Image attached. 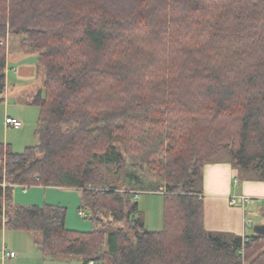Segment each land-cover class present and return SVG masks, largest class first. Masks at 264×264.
<instances>
[{"label": "trees", "instance_id": "16d2710c", "mask_svg": "<svg viewBox=\"0 0 264 264\" xmlns=\"http://www.w3.org/2000/svg\"><path fill=\"white\" fill-rule=\"evenodd\" d=\"M10 34L37 52L43 87L38 144L0 143V227L82 264H264V233L209 231L197 188L223 157L264 180V0H0V100ZM128 167L165 182L164 229L139 215L142 190L113 183ZM25 185L80 190L102 225L15 202Z\"/></svg>", "mask_w": 264, "mask_h": 264}, {"label": "rangeland", "instance_id": "374dc122", "mask_svg": "<svg viewBox=\"0 0 264 264\" xmlns=\"http://www.w3.org/2000/svg\"><path fill=\"white\" fill-rule=\"evenodd\" d=\"M21 36V35H20ZM8 38L3 42L9 51ZM21 36V50L18 59L22 62H31L37 64V69L31 68L33 75L26 78H19L13 73L9 80L13 94L4 100H0V143L10 145L15 152H23L28 146L38 144L37 128L40 117V107L31 102L32 97L43 87V74L41 77V64L38 62L37 52L30 48L23 47ZM13 61V58H11ZM30 64V63H28ZM17 64L13 63V66ZM32 65V64H31ZM7 117H18L21 124H8ZM226 160L229 158L224 157ZM223 160H217L214 163H220ZM230 161V160H229ZM244 175L245 171H241ZM257 175V172L249 173ZM113 183L120 189H138L142 190L135 199L139 206V215L145 220L146 226L150 230H162L165 227L164 210L166 204V195L161 192L165 189V182L160 175L153 174L151 171L138 170L128 167L126 171L112 176ZM241 177V176H237ZM241 181V179H240ZM205 185V176L198 179L199 190ZM160 191H157V190ZM14 201L19 204H40L54 203L61 204L68 208L67 226L69 229L78 231H90L95 224L89 217H84L80 211L86 210L82 207V192L73 187H43V186H16L10 191ZM136 194V193H135ZM252 210L249 209V212ZM254 220L253 215H249ZM264 223V216H262ZM226 238H230L226 236ZM41 240L40 233H34L23 230L7 229L0 227V264H82L81 259L76 256H58L49 258L45 256L37 243ZM14 250V258H4L5 251Z\"/></svg>", "mask_w": 264, "mask_h": 264}, {"label": "crops", "instance_id": "0c3cea01", "mask_svg": "<svg viewBox=\"0 0 264 264\" xmlns=\"http://www.w3.org/2000/svg\"><path fill=\"white\" fill-rule=\"evenodd\" d=\"M8 45L6 99L8 95L13 94V89L9 83L11 75L13 76V73H15L19 78H26L29 75H33L31 68L35 69L37 67L35 63L22 62L16 57L21 52L23 53V50L20 48V35L10 34ZM11 58H13V61H11ZM13 63L17 65L13 66ZM10 118L18 119V117ZM219 160L223 161L220 163H214L215 161L208 163L205 166L203 175L205 176V185L202 189L205 208V226L215 234H222L229 237L256 234L258 225L263 224L264 180H261L259 175H251L249 174L251 172L247 171L243 175L241 173L243 170L235 167L231 161L226 160L224 157ZM241 195L251 197V202L247 201L243 205L240 198H238L237 203L231 204L230 201L233 197ZM251 208L252 210L249 212ZM249 215H253L254 220Z\"/></svg>", "mask_w": 264, "mask_h": 264}, {"label": "built area", "instance_id": "2783aa9c", "mask_svg": "<svg viewBox=\"0 0 264 264\" xmlns=\"http://www.w3.org/2000/svg\"><path fill=\"white\" fill-rule=\"evenodd\" d=\"M7 123L8 124H21V121L19 120V119H17V118H7ZM139 194V192H137L136 193V196ZM238 198H240V200H241V202L243 203V205L248 201V202H251V200H252V198L251 197H248V196H244V195H241V196H237V197H233L232 199H231V204H235V203H237L238 202ZM80 214L82 215V216H85L86 215V213H85V211H80ZM14 256H16V253L14 252V251H9V252H7V251H5V255H4V258H11V257H14ZM89 264H98V262L97 261H95V260H91L90 262H89Z\"/></svg>", "mask_w": 264, "mask_h": 264}, {"label": "water", "instance_id": "95a60500", "mask_svg": "<svg viewBox=\"0 0 264 264\" xmlns=\"http://www.w3.org/2000/svg\"><path fill=\"white\" fill-rule=\"evenodd\" d=\"M257 233H264V223L261 225H258L257 227Z\"/></svg>", "mask_w": 264, "mask_h": 264}]
</instances>
